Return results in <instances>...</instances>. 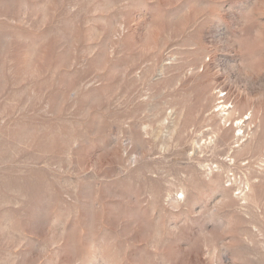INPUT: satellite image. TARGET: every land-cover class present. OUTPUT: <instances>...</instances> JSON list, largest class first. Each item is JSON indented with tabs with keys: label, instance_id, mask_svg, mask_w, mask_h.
<instances>
[{
	"label": "rangeland",
	"instance_id": "rangeland-1",
	"mask_svg": "<svg viewBox=\"0 0 264 264\" xmlns=\"http://www.w3.org/2000/svg\"><path fill=\"white\" fill-rule=\"evenodd\" d=\"M0 264H264V0H0Z\"/></svg>",
	"mask_w": 264,
	"mask_h": 264
},
{
	"label": "bare ground",
	"instance_id": "bare-ground-1",
	"mask_svg": "<svg viewBox=\"0 0 264 264\" xmlns=\"http://www.w3.org/2000/svg\"><path fill=\"white\" fill-rule=\"evenodd\" d=\"M221 103H223V101L222 102H219L218 104H221ZM229 107H226V106H222L221 107V109H228ZM243 124H244V122L243 121H238L237 123H236V126H238V134H236V137H239V136H241L242 134H243V132H241V130H242V127H243ZM241 132V133H240ZM211 142V141H210Z\"/></svg>",
	"mask_w": 264,
	"mask_h": 264
}]
</instances>
